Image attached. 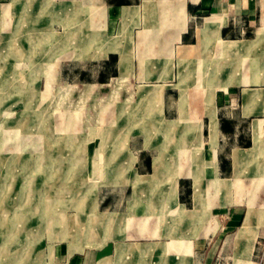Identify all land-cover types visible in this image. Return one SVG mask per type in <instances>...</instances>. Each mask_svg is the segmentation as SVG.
I'll use <instances>...</instances> for the list:
<instances>
[{
	"label": "crops",
	"instance_id": "1",
	"mask_svg": "<svg viewBox=\"0 0 264 264\" xmlns=\"http://www.w3.org/2000/svg\"><path fill=\"white\" fill-rule=\"evenodd\" d=\"M1 1L6 4L0 6V28L7 29L5 40L11 44L17 29H91L110 40L102 57L93 52L88 59H74L73 54L60 59L54 75L62 86L76 88L96 129L93 142L84 144L91 147V157L71 161L90 162L92 177L102 180L96 182L99 215L120 219L129 213L133 186L113 182L126 175L130 159L137 175L157 177L142 187L135 217L146 198L148 208L175 212L169 226L179 224L181 217L190 223L191 211L204 207L193 177L201 175L208 160L215 175L222 174L219 159L230 156L238 167L235 155L246 151L250 156L240 166L251 162V156L255 162L262 157L264 163V0ZM112 97L136 98L130 124L127 103L116 110ZM213 125L218 131L214 141ZM66 154L59 153L62 160ZM87 167L81 164L82 172L77 168L74 176H88ZM260 170L264 172L263 164ZM122 226L117 222L109 227L112 234H106L101 264L110 257L117 264H171L167 258L185 242L184 236L171 235V228L164 232L171 236L166 241L128 242L120 237Z\"/></svg>",
	"mask_w": 264,
	"mask_h": 264
},
{
	"label": "rangeland",
	"instance_id": "2",
	"mask_svg": "<svg viewBox=\"0 0 264 264\" xmlns=\"http://www.w3.org/2000/svg\"><path fill=\"white\" fill-rule=\"evenodd\" d=\"M3 4L6 1L0 0V6ZM6 36L7 29L0 28V185L5 182L0 195L4 198L8 191L7 195L17 199L22 190L39 189L43 200L47 198L43 204L48 209L34 213L31 221L39 223L30 224L33 233L28 237L22 235L21 225L13 227L8 223L9 217L0 216V229L5 233L0 234V264H74L77 258L80 262L76 264H101L102 246L112 234L109 227L117 222L124 224L120 237L128 242H146L157 237L162 241L169 240L171 236L164 233L168 228L174 237L184 236L180 250L167 258L171 264H264L262 157L255 162V156H251L250 164L245 162L240 166L241 160L249 158L250 154L249 151L236 154L235 160L240 158L238 167L230 156L219 159L221 175L214 174L209 160L206 165L202 164L201 175L192 173L198 175L193 177L194 186L204 207L191 211L194 217L190 223L178 217L179 224L170 226L168 223L176 217L175 212L148 208L150 203L146 198L135 217L142 187L151 185L157 177H140L130 159L125 168L126 175L113 182L133 186L135 196L129 213L120 219L111 214L99 215L96 182L102 180L92 177L90 162L71 161V157H91V147L84 144L97 136L96 129L93 130L90 123L91 115L83 112L86 103L77 97L76 88L62 86L54 75L55 63L60 59L72 54L74 59H88L93 52L96 58L102 57L100 53L110 46V40L91 29L89 32L88 29H17L12 44L10 39L6 42ZM93 41L95 45H92ZM5 76L10 79L8 89ZM134 91L132 86L129 93ZM124 102L130 124L129 117L137 111L134 107L136 98H111V106L116 110L118 104ZM143 132L149 137V130ZM228 144L225 151L230 153L233 140ZM77 148L84 152L76 155L74 149ZM61 149L67 150L63 160L59 155ZM39 152L42 155H26ZM207 158H210L208 150ZM79 163L90 164L88 176H74L77 168L78 174L82 172ZM98 166L103 169L101 162ZM12 202L7 215L18 206ZM51 214L55 216L52 218ZM161 214L162 223L157 224ZM117 263L114 257L107 262Z\"/></svg>",
	"mask_w": 264,
	"mask_h": 264
},
{
	"label": "bare ground",
	"instance_id": "3",
	"mask_svg": "<svg viewBox=\"0 0 264 264\" xmlns=\"http://www.w3.org/2000/svg\"><path fill=\"white\" fill-rule=\"evenodd\" d=\"M210 131H211V138L214 141L216 139V136H217V132L218 131H217L216 127H214V125L212 126V129H210ZM257 139L260 140L261 137H258ZM235 161H236V165L239 166L240 158L238 157ZM54 175H55V173H54ZM57 178H59L58 175H57ZM57 178H56V180H57ZM4 183L5 182H3L0 185V194L3 191L4 185H5ZM7 193H8V191L5 193L4 198L1 196L3 193L0 195V216L6 217V218L9 217L10 220L8 221V223L10 225H12L13 227H15L16 225H21L22 226V230H23L22 231V235L24 237H28V235H30V234L32 235L33 231H31L32 230V227H31L30 224L31 223L32 224L39 223V222H33L31 220H32V218H34V213H36L38 210H40V209H43V210L44 209H48L47 205H44L43 204V202H47V198L45 200H43L42 196L40 195L39 189L38 190L37 189H35V190H32V189L22 190L20 192V194H19V197L17 199L10 197L9 194L7 195ZM34 193L37 195V197H35L36 195ZM11 200L13 201L12 202L13 205L16 204L18 206L15 208V211L11 215H7V213H9L8 210H10L9 209V206H10L9 203H11ZM35 203H37V205H35ZM49 216H51L53 218V216H55V214H51ZM27 219H29V220H27ZM104 219H106V217ZM101 225H102V223H101ZM1 226H2V223H0V227ZM2 233H4V231L2 229H0V234H2ZM16 234H18V231L17 230H16ZM143 250H145V249H143Z\"/></svg>",
	"mask_w": 264,
	"mask_h": 264
}]
</instances>
